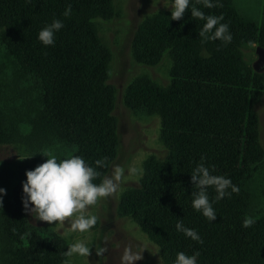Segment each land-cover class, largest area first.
<instances>
[{"label":"trees","instance_id":"16d2710c","mask_svg":"<svg viewBox=\"0 0 264 264\" xmlns=\"http://www.w3.org/2000/svg\"><path fill=\"white\" fill-rule=\"evenodd\" d=\"M212 2L221 6L209 9L191 0L182 19L171 20V12L157 15L135 33L133 47L139 64L158 66L165 55L172 61L168 88L141 80L128 88L125 102L160 117L167 155L146 165L140 187L120 199V209L138 222L167 264H175L181 251L199 252L197 264H264V219L252 217L243 189L255 163L262 159L253 111L260 93L259 74L238 55L250 31L231 0ZM111 3L0 0L1 41L37 85L41 119L63 135L77 149L74 155L82 156L90 166L107 157L110 167L119 144L115 95L107 76L109 52L90 22L94 18L107 21ZM69 5L71 15L65 17ZM192 5L205 15H222L221 23L229 25L233 37L231 43H202L198 33L206 21L191 16ZM54 19L64 27L55 33L52 46H44L38 34ZM33 146L32 153L42 154L49 145L40 140ZM201 157L212 175L224 176L239 188L238 193L229 188L231 194L219 201L214 187L206 189L217 215L212 222L192 207V193L198 189L190 175ZM109 167L97 170L105 176ZM246 217L255 220L249 228L242 226ZM178 219L197 231L203 243L178 232ZM5 227L12 245H19L14 259L20 260L7 264L62 261L64 244L44 238L22 209L6 219Z\"/></svg>","mask_w":264,"mask_h":264},{"label":"rangeland","instance_id":"374dc122","mask_svg":"<svg viewBox=\"0 0 264 264\" xmlns=\"http://www.w3.org/2000/svg\"><path fill=\"white\" fill-rule=\"evenodd\" d=\"M174 0H112L111 14L107 21L98 20L93 28L100 43L109 52L107 65L108 84L114 90L119 144L113 153L111 168H125V180L121 190L95 207L89 206V214L99 218L97 225L87 233L73 232L69 223H47L27 213L22 204V184L25 172L46 162L55 155L58 160L70 158L77 149L63 135L52 130L41 119L40 92L29 73L22 69L15 57L1 41L0 30V188L6 190L0 208V264L14 259L16 245L5 227L6 219L22 209L30 225L38 228L44 238L58 239L65 246L84 241L91 247L88 258L64 254L59 264H120L125 246L133 251H143V259L135 264H167L159 247L143 232L138 222L123 214L120 199L128 192L140 187L146 165L155 159L165 158L167 149L161 140V119L158 115L144 112L135 105L125 104L128 88L136 82L146 80L159 89L170 85L169 72L172 61L165 55L158 66L145 67L136 61L133 40L136 31L149 19L171 12ZM238 17L247 26L246 43L238 49L242 61L259 74V99L253 106L257 118V146L262 159L255 163L253 172L243 184L248 197L252 217L264 219V63L258 71L253 65L258 61L256 49L264 47V0H231ZM128 100V99H127ZM40 140L48 142L42 154L32 153L34 144ZM30 157V158H29ZM23 159V160H21ZM132 167L142 168L143 174H131ZM31 207V205H29ZM10 239V240H9ZM106 242V243H105ZM108 248L104 257H97L95 245ZM145 250V251H144ZM14 251V253H13Z\"/></svg>","mask_w":264,"mask_h":264},{"label":"clouds","instance_id":"9594fccd","mask_svg":"<svg viewBox=\"0 0 264 264\" xmlns=\"http://www.w3.org/2000/svg\"><path fill=\"white\" fill-rule=\"evenodd\" d=\"M190 4L191 0H174L171 3V20L182 19ZM196 4H203L205 8L209 9L221 6L218 3H213L212 0H196ZM71 12L72 9L69 5L64 12V16H70ZM191 16L206 21L202 30L198 33L202 43L216 40L222 41L225 46L231 43L233 37L229 25L221 23L224 19L222 15H205L203 11L192 5ZM96 19L98 18H94L90 22H96ZM63 27L64 24L60 20L54 19L50 25L39 32V41L44 46H52L55 43V33ZM204 159V157H201V163L194 168L190 175L192 185L198 189L197 192L192 193L194 197L192 207L212 222L216 220L217 215L206 189L214 187L217 193L215 200L219 201L231 193H238L239 188L224 176L212 175L209 168L205 166ZM109 164L107 157L97 159L95 166H90L82 156L78 155L62 160H58L55 155L49 156L46 162L36 166L33 170L25 172L26 180L22 184L24 210L29 214H35L36 219L49 224L52 222L63 224L66 221L69 223V218H72L70 227L73 232L78 231L81 234L89 232L99 222L97 215L89 214V206L95 207L101 200H107L109 197L116 195L121 190V185L126 178L125 168L120 165L112 166L111 175L102 176V173L97 169H106ZM212 168L214 170L215 166L213 165ZM128 171L131 174H143L142 168L132 167ZM97 180H100V182L96 183ZM229 188H231V193L228 192ZM5 194L6 190L0 188V208H2V198ZM254 223L253 218L246 217L242 226L249 228ZM176 229L193 241L203 243L197 231L186 228L182 219H178ZM107 251L106 246L95 245L97 257H104ZM142 252L133 251L131 245L125 246L120 264H135L136 261L143 259ZM65 254L67 256L78 255L88 258L92 253L88 244L84 241H78L70 244ZM199 255V252L188 255L181 251L176 255L175 264H197Z\"/></svg>","mask_w":264,"mask_h":264},{"label":"water","instance_id":"95a60500","mask_svg":"<svg viewBox=\"0 0 264 264\" xmlns=\"http://www.w3.org/2000/svg\"><path fill=\"white\" fill-rule=\"evenodd\" d=\"M256 55L258 56V61L253 65L255 71H258L264 63V48L259 47L256 49Z\"/></svg>","mask_w":264,"mask_h":264}]
</instances>
